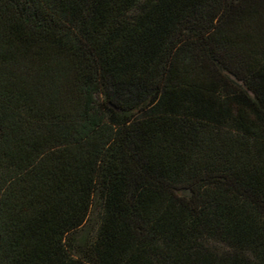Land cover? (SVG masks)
<instances>
[{
    "label": "trees",
    "instance_id": "obj_1",
    "mask_svg": "<svg viewBox=\"0 0 264 264\" xmlns=\"http://www.w3.org/2000/svg\"><path fill=\"white\" fill-rule=\"evenodd\" d=\"M0 264H264V0H0Z\"/></svg>",
    "mask_w": 264,
    "mask_h": 264
}]
</instances>
